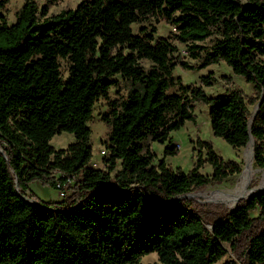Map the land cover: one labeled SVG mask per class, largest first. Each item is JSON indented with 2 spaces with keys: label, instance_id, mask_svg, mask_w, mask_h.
<instances>
[{
  "label": "trees",
  "instance_id": "16d2710c",
  "mask_svg": "<svg viewBox=\"0 0 264 264\" xmlns=\"http://www.w3.org/2000/svg\"><path fill=\"white\" fill-rule=\"evenodd\" d=\"M138 1L173 27L165 37H155L154 24L139 28L154 42L148 66L130 49L127 0H80L49 17L47 4L23 0L10 24L0 0V264H137L150 252L153 264H214L224 244L236 260L223 264H264V189L215 214L206 207L216 204L184 195L240 163L198 138L191 168L172 169L149 146L176 155L171 132L194 121V101L208 106L214 136L234 148L251 138L252 164L264 168V0ZM219 62L252 94L208 95L212 71L198 84L173 74ZM99 98L105 168L90 165L88 121ZM61 132L73 140L54 148ZM204 163L210 175L200 172ZM34 179L59 184L61 198L26 201Z\"/></svg>",
  "mask_w": 264,
  "mask_h": 264
},
{
  "label": "rangeland",
  "instance_id": "374dc122",
  "mask_svg": "<svg viewBox=\"0 0 264 264\" xmlns=\"http://www.w3.org/2000/svg\"><path fill=\"white\" fill-rule=\"evenodd\" d=\"M37 7L40 8L43 4H47V13L45 16H51L58 13L61 10L67 8H73L77 2L80 0H34ZM129 5L130 13V32H131V50L135 53L138 60L144 65L148 66L150 63V46L154 43L145 41L139 34V28L141 26L155 25L157 31L155 37H165L168 32L173 29L172 24L167 23L163 17H158L152 15L150 10L142 5L138 0H127ZM23 3V0H8L6 3V8L3 10V14L6 17L7 23L10 24L14 21V12ZM2 40L0 39V44ZM178 47V51L188 63H197L196 59H193L185 45L181 42H175ZM63 64V62H62ZM208 71H212L214 81L210 86L204 87L205 92L208 95H216L223 93L230 88H239L245 95L252 94V85L246 83L242 77L235 75L231 72L230 68L226 66L223 62L215 63L209 65L205 68L186 70L177 66L173 70L174 75L181 76L182 81L185 84H198L199 77ZM229 77L230 81H225L223 77ZM109 95H114V89L109 90ZM193 105V113L195 115L194 121H186L185 124L178 130L172 131V145L177 148V154L173 156H163L164 144H160L156 141H149L150 148L155 152L156 159L163 157L165 162L169 166L174 168H180L187 171L191 168L192 162L194 160L195 150L194 143L196 139L209 142L214 150L221 156L224 160H235L240 163V171L231 175H228L220 182H212L202 189H197L188 193H194V197L198 202L201 203H213L216 206H207L206 209L210 214H215L222 211V209H231L235 206H229L222 201H212L206 200L202 197H197L196 194L206 191L207 189L214 191L221 190H232L237 182L238 175L240 174L242 167L244 165V147L234 148L227 143H225L221 138L214 136L210 129L209 120L207 116L208 106L199 102H190ZM106 107L105 99L99 98L94 103V108L92 111V118L88 121L90 127V142L92 146V157L90 160V165L92 167L105 168V164L102 161V156L106 154V150L102 144V139L105 137L106 127L104 123L100 120L99 113ZM73 140V136L68 132H61L60 134H55L50 139V144L54 148L65 147L70 141ZM194 141V142H193ZM104 150V153L103 151ZM156 162V160L154 161ZM118 167V166H117ZM116 167V168H117ZM252 169L254 171L250 182L249 189H254L259 186H264V168L255 167L252 164ZM200 172L203 174L210 175L211 168L207 163H204ZM28 188L31 191V199L38 200L40 202H48L52 200H58L61 198L60 191L47 183L40 180H31L28 184ZM259 190V189H257ZM254 190V191H257ZM191 196V195H189ZM256 211H252L251 215H255ZM209 227V223H207ZM226 248V254H224L218 261L214 264H223L228 259L236 260L234 253L230 250L227 244H224ZM157 262V257L154 252L142 255L137 264H153Z\"/></svg>",
  "mask_w": 264,
  "mask_h": 264
},
{
  "label": "bare ground",
  "instance_id": "6f19581e",
  "mask_svg": "<svg viewBox=\"0 0 264 264\" xmlns=\"http://www.w3.org/2000/svg\"><path fill=\"white\" fill-rule=\"evenodd\" d=\"M243 158L244 165L238 175L236 185L232 190L214 191L207 189L206 191L197 193L196 196L202 197L203 200L222 201L231 207L238 202L239 199L249 196L254 190L264 188V186H259L254 189H249V182L254 173L252 169L253 153L251 142L246 145Z\"/></svg>",
  "mask_w": 264,
  "mask_h": 264
},
{
  "label": "water",
  "instance_id": "95a60500",
  "mask_svg": "<svg viewBox=\"0 0 264 264\" xmlns=\"http://www.w3.org/2000/svg\"><path fill=\"white\" fill-rule=\"evenodd\" d=\"M255 111H256V105H255V107H254L253 114H254ZM250 121H251V119H250ZM248 142H251V144L253 143V141H252L251 138H249ZM248 142H247V143H248ZM262 189H264V188H260V189L257 190V191H253L249 196H247V197L244 198V199H248L251 195H253L254 193H256V192H258V191H260V190H262ZM184 195H185V196H189V195L193 196L194 193H185ZM24 199H25L26 201H28L29 203H31V204H34V202H35V200H33V201H34V202H33L32 199H31L30 197H27V196H25ZM233 208H234V207H233ZM231 209H232V208H231ZM209 225H210V224H209ZM209 227H210V226H209Z\"/></svg>",
  "mask_w": 264,
  "mask_h": 264
},
{
  "label": "built area",
  "instance_id": "2783aa9c",
  "mask_svg": "<svg viewBox=\"0 0 264 264\" xmlns=\"http://www.w3.org/2000/svg\"><path fill=\"white\" fill-rule=\"evenodd\" d=\"M102 151H103V153H104V150H102ZM56 187H58V190L60 191V195H62L63 192L59 189V184H56Z\"/></svg>",
  "mask_w": 264,
  "mask_h": 264
}]
</instances>
